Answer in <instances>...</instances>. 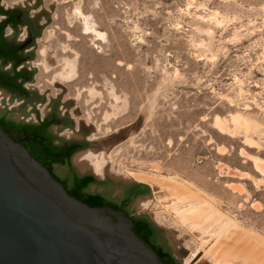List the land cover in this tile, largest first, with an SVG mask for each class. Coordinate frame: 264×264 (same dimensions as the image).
Returning a JSON list of instances; mask_svg holds the SVG:
<instances>
[{
    "label": "rangeland",
    "instance_id": "1",
    "mask_svg": "<svg viewBox=\"0 0 264 264\" xmlns=\"http://www.w3.org/2000/svg\"><path fill=\"white\" fill-rule=\"evenodd\" d=\"M0 6L24 11L39 31L25 65L31 80L23 86L41 99L0 91V117L32 124L55 111L68 128L52 127L51 134L85 144L69 165L54 166L57 177L70 183L73 173L92 176L97 183L85 192L115 204L125 188H145L128 215L150 222L154 243L174 264L190 258L202 234L164 209L166 193L127 172L187 181L264 239V163L260 170L253 164L264 162V0H0ZM79 13L103 39L83 32ZM5 35L21 41L25 33ZM63 59L74 63L69 80L60 76ZM95 161L102 163L99 173Z\"/></svg>",
    "mask_w": 264,
    "mask_h": 264
},
{
    "label": "water",
    "instance_id": "2",
    "mask_svg": "<svg viewBox=\"0 0 264 264\" xmlns=\"http://www.w3.org/2000/svg\"><path fill=\"white\" fill-rule=\"evenodd\" d=\"M0 264H165L131 217L88 206L0 128Z\"/></svg>",
    "mask_w": 264,
    "mask_h": 264
},
{
    "label": "bare ground",
    "instance_id": "3",
    "mask_svg": "<svg viewBox=\"0 0 264 264\" xmlns=\"http://www.w3.org/2000/svg\"><path fill=\"white\" fill-rule=\"evenodd\" d=\"M81 16L82 14L79 13ZM83 17V32L93 34L97 40L103 39L104 34L97 32ZM74 63L63 59V74L60 76L66 80L72 78ZM238 116L232 117L237 123ZM74 164H81V157L73 158ZM264 162L253 159L256 169ZM102 163L94 162V171L100 172ZM136 182L148 185L152 190L164 192L166 196L162 201L168 205L164 209L173 214V218L181 226H187L190 230L200 232L202 237L190 258L184 259L183 264H200L205 260L208 264H234L236 260H242L243 264L248 261H257L264 264V239L249 231L242 229L237 222L225 216L216 209L212 198L195 188L191 183L179 179L176 176L145 175L142 173L127 172ZM212 243H209L210 240ZM202 253V256L193 261Z\"/></svg>",
    "mask_w": 264,
    "mask_h": 264
},
{
    "label": "flooded vegetation",
    "instance_id": "4",
    "mask_svg": "<svg viewBox=\"0 0 264 264\" xmlns=\"http://www.w3.org/2000/svg\"><path fill=\"white\" fill-rule=\"evenodd\" d=\"M0 10H2L4 13L0 11V23L3 21H7L4 28H0V46L3 48V54L2 58L3 61L0 59V72L3 73H9L10 76H13L14 73L20 72L22 75L17 81V84H20V87L24 89L27 94L22 95L17 92H10L8 91L3 85H0V91H3L11 96H15L16 98L21 99V101H32V102H40V98H34L32 96V93L28 92L23 86L26 82H29L31 80V71L30 69L26 68L25 65L30 62L33 58L30 50L33 46V43L35 42L36 38L38 37L39 31L35 26L34 20L32 18L28 17L26 13L20 9H3L0 6ZM23 29L25 36L24 39L19 41L15 40L14 38H7L5 35V30L10 29L15 34L20 31V29ZM3 117V116H2ZM1 118V117H0ZM6 120L10 122H15L11 119H8L4 117ZM19 125H34V126H40V130L42 131L43 135L47 138V141H49L52 146L57 148V152L61 154H66L70 156V159L72 155L75 153L83 150L85 144H83L80 141L75 140H67L63 139L61 137H55L51 134L50 129L52 127L63 129L68 128V125L66 124L65 120L63 118H60L55 111L49 112V114L45 115L44 117L37 116V122L32 124H21L17 123ZM69 159V164H70ZM54 168V167H53ZM54 173V171H53ZM55 175V174H54ZM56 176V175H55ZM73 176H77L75 173H73ZM57 177V176H56ZM72 177L70 180L69 185L72 182ZM78 177V176H77ZM83 177V176H81ZM59 180H62L61 178L57 177ZM69 182V181H68ZM89 187V186H88ZM87 187V188H88ZM86 188V189H87ZM85 189V191H86ZM146 193V189L141 186H134L130 188H125L122 192V196L120 198V203L115 204L112 203L117 209H120L121 211L125 212L126 214H129L128 207L130 203L137 197L143 195ZM134 220H142L143 222L150 225L151 228L154 229L153 233V239H156V229L150 224V222L142 217V216H131ZM152 245L154 247H157L158 245L154 243V241H151ZM160 247V246H159ZM163 250V249H162ZM164 251V250H163ZM166 252V251H164ZM170 257L167 258L166 264H174L173 258L170 253L166 252Z\"/></svg>",
    "mask_w": 264,
    "mask_h": 264
},
{
    "label": "trees",
    "instance_id": "5",
    "mask_svg": "<svg viewBox=\"0 0 264 264\" xmlns=\"http://www.w3.org/2000/svg\"><path fill=\"white\" fill-rule=\"evenodd\" d=\"M4 13L2 10H0ZM7 21L0 23V28H4ZM3 48L0 46V59L2 58ZM22 73L16 72L13 76H10L9 73L0 72V85H3L10 92H17L22 95L27 94V92L20 87V84H17L18 79ZM0 128L7 133L11 139L15 142H19L30 155L40 162L64 187L69 195L80 200L88 206L103 207L109 206L113 209H117L111 202L105 200L99 194H87L85 189L93 184H96L97 181L92 176L86 175L83 177H72V182L69 185L68 179L59 180L53 173V167L55 165H69L70 156L66 154H61L57 152V148L52 146V144L47 141V138L43 135L40 130V126L34 125H19L15 122H10L4 117L0 118ZM120 210V209H117ZM134 228L138 236L149 244L160 257V259L165 263L167 258L170 256L162 250L161 247H154L151 243L153 240L154 229L150 227L149 224L143 222L142 220L132 219ZM166 264V263H165Z\"/></svg>",
    "mask_w": 264,
    "mask_h": 264
}]
</instances>
